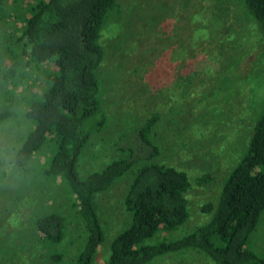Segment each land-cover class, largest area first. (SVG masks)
Here are the masks:
<instances>
[{"label":"rangeland","instance_id":"obj_1","mask_svg":"<svg viewBox=\"0 0 264 264\" xmlns=\"http://www.w3.org/2000/svg\"><path fill=\"white\" fill-rule=\"evenodd\" d=\"M36 1L0 0V108L7 104L13 111L0 123V264H38L50 261L56 251L64 254L60 264H74L87 234L67 184L37 171L24 175L14 163L32 129L25 116L28 102L43 92L54 69L42 64L16 78L6 76L11 51L18 48L16 37ZM101 41L106 56L98 76L107 125L90 140L79 171L86 176L121 157L113 143L159 111L152 139L161 147L163 161L187 171L194 186L187 193L188 220L152 242L180 238L211 219L202 207L217 202L225 178L245 151L252 121L263 110L264 44L258 26L242 0H118ZM208 55L216 60L195 73L193 63L197 66ZM169 58L176 59L173 66ZM187 66L190 76L173 77L172 68L183 72ZM43 151L36 167L47 154ZM138 168L96 198L106 230L100 264L108 258L113 237L129 224L121 198ZM201 173L212 180L198 184ZM51 210L67 217L65 241L56 248L41 240L34 224L37 215ZM249 246L264 256V213ZM150 264L214 263L204 253L187 249Z\"/></svg>","mask_w":264,"mask_h":264},{"label":"trees","instance_id":"obj_2","mask_svg":"<svg viewBox=\"0 0 264 264\" xmlns=\"http://www.w3.org/2000/svg\"><path fill=\"white\" fill-rule=\"evenodd\" d=\"M117 1L37 0L30 7L16 37L18 48L11 51L12 63L6 76L16 78L42 64H52L54 69L43 92L34 94L28 102L25 116L32 129L16 151L15 167L24 175L37 171L46 179H61L67 184L87 234L74 264H100L98 255L106 242V230L96 198L137 165L121 198L129 224L113 237L108 258L102 264H150L187 249L204 253L214 264H264V256L249 246L264 213V107L252 121L245 151L225 178L217 202L202 207L211 219L180 238L152 242L160 233L185 224L189 218L187 193L194 186L187 171L163 161L162 149L152 139L161 120L159 111L113 143L121 157L101 170L81 175L79 163L87 145L107 125L98 70L106 56L101 41L103 29ZM242 1L264 44V0ZM202 57V62L192 65L193 71L198 70L195 73L216 60L210 55ZM173 60L169 58L170 66ZM189 68H183V72L172 68L176 72L173 77L183 80L190 76ZM12 115L11 106L2 105L0 123ZM45 149L47 154L36 167L35 159ZM210 180L211 175L201 173L196 182ZM34 224L48 246L56 248L65 241V214L51 210L37 215ZM50 257V261L38 264H60L64 260L59 251Z\"/></svg>","mask_w":264,"mask_h":264}]
</instances>
